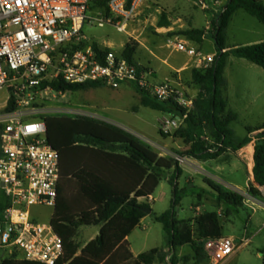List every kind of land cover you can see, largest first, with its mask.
<instances>
[{
  "label": "trees",
  "instance_id": "16d2710c",
  "mask_svg": "<svg viewBox=\"0 0 264 264\" xmlns=\"http://www.w3.org/2000/svg\"><path fill=\"white\" fill-rule=\"evenodd\" d=\"M109 0L94 2V7L107 14ZM130 0H128L129 2ZM101 9V10H102ZM256 18L264 25V4L261 0H228L220 14L211 21L216 54L207 69H193L191 83L198 88L190 111L181 108L173 100L160 101L150 93L132 84L140 96L142 107L179 118L181 123L172 137L183 142L188 149L180 157L199 161L215 160L226 152H236L250 142L238 137L231 128L237 116L227 109L224 97L226 81L223 73L228 56L244 59L264 69V42L234 47L227 50L226 30L233 14L238 10ZM205 32L189 30L186 40L200 45ZM94 50L99 52L97 44ZM137 44L124 45L122 56L132 64ZM107 51V50H106ZM101 52V51H100ZM54 91L77 92L101 86L98 83L67 85L61 81L51 84ZM14 109V100L9 98L5 111ZM46 138L59 157V182L57 197L50 218V225L63 245V256L56 264H153L156 258L163 259L171 251L191 245L195 254H206L201 243L193 240L195 226L198 239L209 240L222 237V228L217 212H205L190 221L178 220L175 209L179 206L186 189H179L177 180L182 175L179 162L170 156H160L151 146L137 136L120 127L90 118L46 116ZM247 133L259 131L253 153L254 181L264 186V125L246 128ZM173 170L168 179L172 187L171 206L154 220L160 223L166 234L168 254L153 249L133 256L126 238L146 217L144 209L149 206L140 202L148 199L155 191L164 174ZM207 185L216 193L217 208L244 207L242 197L211 181ZM251 192L260 197L251 188ZM195 194V193H194ZM198 200L200 194H196ZM6 201L0 202V213ZM152 214V212H151ZM99 226L98 235L79 249L74 244L77 229ZM182 261L187 262L184 257ZM0 264H40L17 259L15 254L3 259ZM171 264H176L173 259Z\"/></svg>",
  "mask_w": 264,
  "mask_h": 264
},
{
  "label": "built area",
  "instance_id": "2783aa9c",
  "mask_svg": "<svg viewBox=\"0 0 264 264\" xmlns=\"http://www.w3.org/2000/svg\"><path fill=\"white\" fill-rule=\"evenodd\" d=\"M96 1L103 0H0V91L9 88V98L14 100V109L0 114V189L6 201L0 213V247L19 260L56 264L63 256L62 242L50 222L39 223L32 212L36 207L53 209L59 182V157L47 141L43 118L53 115L103 121L88 107L65 101L58 107H44L43 94L66 93L54 91L52 82L71 86L98 83L114 89L131 83L160 101L173 100L187 112L193 107V98L173 82L151 85L145 73L116 54L111 45L88 41L82 29ZM194 1L202 9H211L228 0ZM143 2L109 0L107 14L98 9L97 26L109 25L128 34ZM94 44L101 52L94 50ZM168 48L187 57L194 69L210 68L214 62L215 56L181 39L169 41ZM180 123L179 118L163 116L160 131L168 134ZM174 159L180 165L188 161L180 156ZM230 190L241 196L244 207L253 213L264 210V186L257 187L261 199L249 184L245 191ZM249 242L246 238L235 244L231 238L221 237L201 244L210 264H222Z\"/></svg>",
  "mask_w": 264,
  "mask_h": 264
},
{
  "label": "rangeland",
  "instance_id": "374dc122",
  "mask_svg": "<svg viewBox=\"0 0 264 264\" xmlns=\"http://www.w3.org/2000/svg\"><path fill=\"white\" fill-rule=\"evenodd\" d=\"M261 2L264 4V0H261ZM221 8L202 9L201 6L195 4L194 0H144L128 29V34H123L118 33L109 25L98 27L95 20L99 16V10L94 7L88 13L89 20L85 22L82 34L91 43L112 45V50L116 54L122 53L126 43L140 41L146 42L156 54L164 51L166 55H170L174 52L166 47L169 41L174 39L186 40L185 32L189 30H202L207 37H211V21L220 14ZM101 11L104 13L103 9ZM225 37L226 47L230 49L261 43L264 42V25L240 9L231 17ZM191 45L196 46L192 43ZM198 50L203 53L216 54L208 42L200 45ZM233 60L236 59L232 56L226 60L227 66L224 72V77L228 82L226 97L228 98L229 107L232 108L234 92H251L250 95L243 96L247 99L240 105L242 107L240 119L232 125L235 133L239 137H244L246 126L264 120V92H260L264 88V77L259 75V72L264 74V70L255 65H253L254 70L238 68L232 63ZM154 64L160 67V73L167 71L162 64L158 62H154ZM174 84L190 97L196 94L197 87L191 83L190 78ZM9 91V88L0 91V114L5 112ZM42 97L46 100L44 107L48 108L58 107L64 101L72 106H86L99 115L103 121L127 128L143 143L151 146L160 156L174 158L176 155L173 152L181 153L184 151L183 148H179L182 145L181 141L172 137L176 129L168 134L162 133L159 127V121L162 117L156 121L159 112L142 107L139 94L131 86L121 85L119 88L114 89L101 85L83 91H68L64 96L48 93L43 94ZM245 105L249 106L247 111H244ZM41 115L43 114H40L39 117ZM165 116L168 118L173 117L168 114H165ZM256 134L255 132L252 136H256ZM166 141L167 143H164ZM231 162L232 157L229 156L225 157L223 163L219 165L226 167ZM199 168L192 175L196 187L202 181L204 183L211 181L228 190L231 187L242 191L246 190L245 175L242 171L230 175L226 169L218 179L214 177L215 174L208 164H199ZM178 181L179 189L187 187V195L183 196L179 206L175 209L178 220L190 221L199 214L217 212L222 228V237L231 238L235 244H239L240 241L246 238L250 240L248 245L236 251L222 264H264V212L258 210L253 213L247 207H239L226 213L225 207L217 208L216 200L207 191H200L198 187L191 190L190 186L186 185L184 178L180 177ZM193 192L200 194L199 202L197 197L191 194ZM151 196L155 199L154 202L147 200L142 202L149 206L153 214H162L169 210L171 206L172 187L163 178ZM2 200H5V197L0 189V202ZM32 212L36 214L39 223H48L53 209L36 207L32 208ZM187 225L193 231L194 242L196 244L201 243L203 240L197 238L193 223ZM99 229V226H85L77 229L74 244L79 249L83 248L98 235ZM126 240L134 255L147 253L153 249L166 254L169 252L166 234L162 225L154 220V215H146ZM194 251L193 246L184 245L175 251H171L170 255L163 259L156 258L153 264H171L173 259L176 260V264H210L207 253H205V257L201 252L196 255ZM10 256L0 247V262ZM184 257L188 258L187 262L182 261Z\"/></svg>",
  "mask_w": 264,
  "mask_h": 264
},
{
  "label": "crops",
  "instance_id": "0c3cea01",
  "mask_svg": "<svg viewBox=\"0 0 264 264\" xmlns=\"http://www.w3.org/2000/svg\"><path fill=\"white\" fill-rule=\"evenodd\" d=\"M181 40L186 41L189 44L192 43L188 40H184V39H181ZM204 42H208L209 45L211 46V48L216 52L213 39L211 37H207L206 33L203 37V42L200 45H202ZM136 44H137V48H136V52L133 56L134 63L141 72L145 73V80L149 84L154 85V84L162 83L164 81H171L173 83H176L179 81L181 83L184 79L185 80L188 78L192 79V77H191L192 70L191 69H193V67L191 66V63L188 60V58L185 57L184 55L179 54V53H175V52L170 54V55H166L164 51L161 52L160 54H156L155 52H153L152 47H150L146 42L137 41ZM192 44H194V43H192ZM200 45H196L195 48L198 49ZM111 47H112V45H111ZM166 47H168V46H166ZM229 49L230 48H227V50H229ZM204 54H209V55L215 56V53H210V52H207ZM230 56H232V55H230ZM230 56H228V58ZM228 58H227V60H228ZM235 59L236 60H233L234 62H232V63H234V65L237 66L238 68H245V69L254 70V68H253L254 64L250 63L249 61L244 60V59H240V58H236V57H235ZM154 62H158V63L162 64L164 67H166L167 71L164 73H160L161 72L160 67H157L154 64ZM226 66H227V61H226V65L224 68V72H225ZM262 70H264V69H262ZM259 73H260L259 75L261 77H264V74H262L261 72H259ZM223 76H224V73H223ZM224 79L226 81V90L224 92V97H225L226 102H227V109L237 116L236 121L232 122L230 125L232 128V125L237 123L240 119V110L242 108L240 105L242 104V102L244 100L247 99L246 97H243V96H248V95H250L251 92H248V91L247 92H237V91L234 92L233 96H232V108H231V107H229L228 98L226 97V93L228 90V82H227L225 77H224ZM123 85L131 86L132 84L131 83H124ZM260 92L261 93L264 92V88H262V90H260ZM197 93H198V88L196 89V94L194 96H192L193 99L197 95ZM244 107H245L244 111H247L248 110L247 108H249V106H246V105ZM163 116H165V114L159 112V116L156 118V121L159 120ZM262 125H264V120H261L259 123H255L254 125H248L245 128H251L254 130L256 128L261 127ZM116 126L123 128V129L127 130L128 132L132 133L127 128H125L121 125H116ZM245 131H246V129H245ZM255 132L258 134L259 131H253L252 133H249V134L246 131V135L244 137H240L242 139L248 138L250 140V142L248 144H246L245 146H243L242 148H240L239 150H237L236 152H226L215 160L199 161V160H195L192 158H187L188 159L187 163L184 165H180L181 170H182V175L180 177L184 178L186 185L190 186L191 190H194L195 188L198 187L200 191H204V192L207 191V193L211 194L212 197L216 200V198H217L216 193L207 185V183H204L202 181L196 187L195 181L192 177L194 172L197 171V168H199V164H208L210 166L212 172L215 174L214 177H216L218 179H220L221 173L225 172L226 169L228 170V173L230 175L236 174L239 171H242V173H244V175H245V179H244L245 186L247 184H249L251 186V188L255 189L258 192V190H257L258 184L254 181V178H253V166H254L253 153H254V146H255L257 134H256V136H252V134ZM164 143H167V141ZM181 143H182V145L179 148H183V150H184L183 152H185L188 149V147L185 146L182 141H181ZM173 153H174V155L179 156L178 152H173ZM229 156L232 157V162L230 164H227L226 167L220 166L219 164L223 163V159L225 157H229ZM209 162H211V164H209ZM172 174H173V170L167 171L164 174L163 178L168 182V179L171 177ZM223 182L225 184H227L225 181H223ZM177 183L179 184L178 180H177ZM181 189H186V191H187V187H184ZM191 194L193 196H196V194H194V192ZM258 194H259V192H258ZM259 196H260L259 198L261 199L260 194H259ZM146 200L149 202L155 201V199L152 196H150ZM197 200H198V198H197ZM199 200H198V202H199ZM142 201L143 200H141L140 202H142ZM261 211L264 212V210H261ZM150 215H157V214H153V213L151 214L150 213ZM158 215H160V214H158ZM144 218L141 221H143ZM133 256L136 257L137 255L133 254Z\"/></svg>",
  "mask_w": 264,
  "mask_h": 264
},
{
  "label": "water",
  "instance_id": "95a60500",
  "mask_svg": "<svg viewBox=\"0 0 264 264\" xmlns=\"http://www.w3.org/2000/svg\"><path fill=\"white\" fill-rule=\"evenodd\" d=\"M0 187H2V184H0ZM144 212L149 215L151 213V210L150 209H144Z\"/></svg>",
  "mask_w": 264,
  "mask_h": 264
}]
</instances>
